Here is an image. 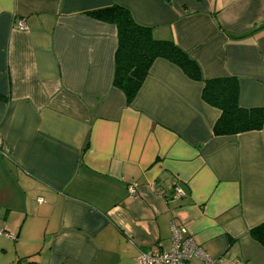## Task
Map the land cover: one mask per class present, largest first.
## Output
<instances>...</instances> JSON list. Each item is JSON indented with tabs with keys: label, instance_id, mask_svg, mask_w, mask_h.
Here are the masks:
<instances>
[{
	"label": "crops",
	"instance_id": "crops-1",
	"mask_svg": "<svg viewBox=\"0 0 264 264\" xmlns=\"http://www.w3.org/2000/svg\"><path fill=\"white\" fill-rule=\"evenodd\" d=\"M113 4L264 108V27L232 37L264 0H0V264H133L170 249L171 222L215 264H264V128L214 136L203 82L163 58L127 104L116 27L88 15Z\"/></svg>",
	"mask_w": 264,
	"mask_h": 264
},
{
	"label": "trees",
	"instance_id": "trees-1",
	"mask_svg": "<svg viewBox=\"0 0 264 264\" xmlns=\"http://www.w3.org/2000/svg\"><path fill=\"white\" fill-rule=\"evenodd\" d=\"M88 15L116 27L112 85L124 93L127 104L136 96L153 61L163 58L178 66L189 79L203 82V101L220 111L212 128L214 136L237 135L264 128V108L239 105V85L235 76L204 78L199 64L187 51L171 39L154 38L152 28L136 23L130 11L121 5L113 4L93 10ZM262 27L264 22L232 37H244ZM248 233L264 246V222L249 229Z\"/></svg>",
	"mask_w": 264,
	"mask_h": 264
},
{
	"label": "built area",
	"instance_id": "built-area-1",
	"mask_svg": "<svg viewBox=\"0 0 264 264\" xmlns=\"http://www.w3.org/2000/svg\"><path fill=\"white\" fill-rule=\"evenodd\" d=\"M16 26L20 29L26 28L22 21H18ZM128 194L137 196L135 185L128 186ZM184 195L180 186L175 185L169 195L170 199H180ZM41 201V199H38ZM171 247L169 250H160L153 247L147 251H140L134 259L133 264H190L191 258L202 259V264H215L216 259L209 256L203 248L196 243L185 230L184 226L171 222ZM3 232L0 230V234ZM11 236V234H7ZM18 264H31L28 260H21Z\"/></svg>",
	"mask_w": 264,
	"mask_h": 264
}]
</instances>
